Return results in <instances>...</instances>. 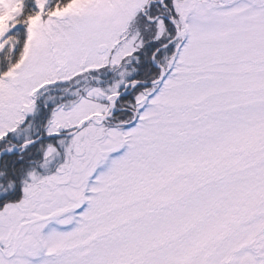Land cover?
I'll return each instance as SVG.
<instances>
[{"label": "snow or ice", "instance_id": "obj_1", "mask_svg": "<svg viewBox=\"0 0 264 264\" xmlns=\"http://www.w3.org/2000/svg\"><path fill=\"white\" fill-rule=\"evenodd\" d=\"M0 264H264V0H0Z\"/></svg>", "mask_w": 264, "mask_h": 264}]
</instances>
